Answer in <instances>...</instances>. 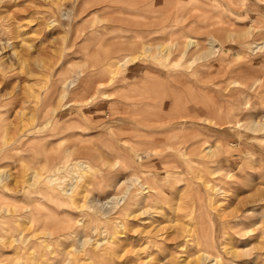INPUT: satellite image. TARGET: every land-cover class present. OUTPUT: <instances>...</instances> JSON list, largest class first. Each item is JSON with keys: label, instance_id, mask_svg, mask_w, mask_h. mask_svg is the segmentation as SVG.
<instances>
[{"label": "rangeland", "instance_id": "374dc122", "mask_svg": "<svg viewBox=\"0 0 264 264\" xmlns=\"http://www.w3.org/2000/svg\"><path fill=\"white\" fill-rule=\"evenodd\" d=\"M263 81L264 0H0V264H264Z\"/></svg>", "mask_w": 264, "mask_h": 264}, {"label": "bare ground", "instance_id": "6f19581e", "mask_svg": "<svg viewBox=\"0 0 264 264\" xmlns=\"http://www.w3.org/2000/svg\"><path fill=\"white\" fill-rule=\"evenodd\" d=\"M16 29H17V28H16ZM14 32H15V31H14ZM14 32H13V34H14V36L17 38V36H16L17 34L14 33ZM15 34H16V35H15ZM19 34H21V33H19ZM18 36H19V35H18ZM20 36H21V35H20ZM12 37H13V36H12ZM15 37H14V39H16ZM25 58H26V57H25ZM17 61H18L19 64L22 65V64L25 62V59H24L23 56H21V57H18V58H17ZM262 78H263V77H261V79H262ZM261 79H260V80H261ZM261 81H262V80H261ZM261 84H262V86L264 87V81L261 82ZM261 143H262V142H261ZM262 145H263V144H262ZM258 156H259V155L257 154V158H259ZM74 165L79 166V167H82L84 170H87V169H88V167L83 166V164H81V163H75ZM257 168H258V167H257ZM260 168H261V169H260ZM260 168H259V170H262V167H260ZM261 173H262V171H261ZM263 173H264V168H263ZM263 180H264V179H263ZM262 184H264V182H262ZM42 185H43V184H42ZM152 189H153V188H152ZM153 190H154V189H153ZM146 192H147V191H146ZM148 196H150V195H148ZM146 198H147V197H146ZM260 201H264V196L260 199ZM34 224H35V223H34ZM32 232H33V231H32ZM67 234H68V233H67ZM63 236H64V235H63ZM42 241H43V240H42ZM28 244H29V243H28ZM22 247H23V246H22ZM111 250H113V249H111ZM111 250H109V251H111ZM200 260H201V259H200ZM217 261H218V260H216V264L218 263ZM218 264H219V263H218Z\"/></svg>", "mask_w": 264, "mask_h": 264}]
</instances>
